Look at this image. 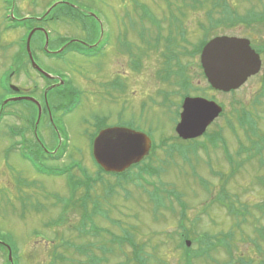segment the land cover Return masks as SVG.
Instances as JSON below:
<instances>
[{
    "label": "rangeland",
    "instance_id": "1",
    "mask_svg": "<svg viewBox=\"0 0 264 264\" xmlns=\"http://www.w3.org/2000/svg\"><path fill=\"white\" fill-rule=\"evenodd\" d=\"M3 1L7 5L11 4V0ZM62 1L93 9L100 14L102 20L98 24L99 35L107 31L113 43L124 37L123 40L128 45L129 51L139 52V56L145 62L144 69H138L140 71L135 69L134 71L130 67L128 69L130 92L136 90L139 96L136 100L130 98L132 102L127 111L128 116H123V121L133 122L141 130L152 132L158 144L161 142L160 138L175 136L174 124L177 114L167 107H162L161 110L159 106L157 107L166 85H170L169 88L175 90L172 98L177 104L181 101L183 92L180 87L182 81L179 77H174L176 74L169 73L166 77L172 80L171 83L163 80L165 73L173 69L170 68L173 63L171 52L167 54L168 60L163 55L167 45L168 51L173 50L174 53H178L180 62L188 67L186 75L192 81L190 89L192 94L219 100L224 105V116L212 125L210 131H222L230 151H226L223 140L217 143L210 142L213 147L207 138L201 137L199 139L201 142L210 145L208 152L206 149H200L198 153H191L193 151L191 149L186 155L175 153L170 157L167 152L170 151L172 140H169V145L157 149L153 157L154 162L157 158L160 160L158 163L153 162L155 167L159 166L158 174L146 175L144 181L127 182L123 187H117V190L111 194V185L116 184V179L99 171L88 138L82 135V126L79 122L84 118L85 120L92 118L88 116L89 110L84 103L85 106L78 111L79 115L74 118L73 123V127L78 123V132L75 133L78 137L80 133L79 156L83 167H87L89 173V176H84L86 179L81 182H90L91 178L99 177H103V182L92 186V195L86 196L85 187L79 188L78 196L74 199L68 194L71 189L67 193L69 186L65 185L66 177L38 175L39 172L27 166L23 158L8 152L10 139L7 132L10 121L8 118L2 120L0 122V240L3 239L13 248L16 264H124L125 262L137 264L136 257L144 258L148 264H184L183 250L179 247L182 221L184 225L192 228L193 234L196 235L209 233L224 237L229 231L235 232L231 238L225 240V245L228 246L212 251L213 260L198 259L194 264H237L241 261L246 262L250 258L259 260L264 253L257 248V243L264 250V239L256 228L264 233V216L261 215L262 210L257 208V204L264 203V180L262 181L264 166L260 165L258 158H254L245 163L235 177L226 184V190L238 208L243 204L249 206L251 214H246L248 221L231 216L225 206L212 201L213 196L215 197V194L217 196L221 191L222 183L219 176L212 174L211 171L225 172L228 175L231 170L229 163L238 164L234 156L237 159L247 160L248 152L262 150L261 157L264 159V64L258 75L250 78L234 93L209 90V83L199 67V54L193 58L183 53L191 51V44L197 43L202 36L200 23L208 19L205 15L209 7L215 18L222 17V13H218L219 10L214 3H209L208 8L196 9L190 7L195 5L190 4V0H17L16 3L21 16L27 14L40 16L48 10L49 12L53 10V14L66 13L63 5L53 6ZM227 2L228 4L231 2L237 8L239 15H246L251 10L264 13V0H227ZM223 9L221 5L222 12ZM2 13L3 2L0 0V85L4 79L2 76L8 68L9 58L18 48V42L22 37L20 35L24 33L23 29L15 33L4 30L5 20ZM76 19L64 16L61 20L48 23V31L46 29L45 33L47 42L49 40L55 42V36L61 35L58 33L68 37L85 36L86 32ZM157 22L161 23L159 27L156 25ZM94 26L96 27L95 24ZM181 29H183L182 33ZM36 33L32 40L33 47L42 45L40 44L42 33ZM212 33L246 37L254 44L263 45L264 21L254 23L252 26L232 25L231 22L225 21L223 26L217 25ZM90 37L98 39L94 34ZM170 37H175V46L173 39L167 42ZM260 53L263 54L264 61V50ZM39 58L40 55L35 54L37 62L43 64ZM83 62L78 57H69L59 66L61 69L59 67L57 69H69L72 72L93 76L90 74L96 71L91 68L90 64L93 62ZM104 63L107 66L103 67V76L111 67L110 62ZM50 66L53 69L56 65ZM29 75L36 80L41 79L33 69L29 71ZM94 77L98 78V75ZM15 78L17 81L19 78L24 80L26 78L24 71L15 74ZM145 93L153 95L156 99L155 110L160 111L155 112L150 105L146 110H137ZM0 95H3L1 86ZM95 109L106 114L111 112L113 116L108 117L113 122L117 120L115 116L117 107L98 101ZM8 110L9 108L6 109ZM145 113L146 115L143 116ZM229 120L232 121L235 131L231 130ZM251 128L256 130L255 134L249 133L248 130H252ZM259 146H263L262 149ZM241 148L243 151L237 155ZM57 164L58 167L66 165V163ZM133 171L136 173L138 169ZM203 180L206 184L202 182ZM180 202H183L186 208L187 216L184 219H182ZM126 237L133 240L137 251L125 239ZM194 248L197 246L194 245ZM59 255L63 259H59ZM1 256L0 253V264H3Z\"/></svg>",
    "mask_w": 264,
    "mask_h": 264
},
{
    "label": "flooded vegetation",
    "instance_id": "2",
    "mask_svg": "<svg viewBox=\"0 0 264 264\" xmlns=\"http://www.w3.org/2000/svg\"><path fill=\"white\" fill-rule=\"evenodd\" d=\"M16 1L11 0V4L7 5L2 0V17L5 20L4 30L8 32L15 33L18 30H26L28 27H31V29L34 27L47 29L48 23L54 20H61L66 15L76 17L80 11L86 15H91L93 18L95 16L91 13H95L98 18H101L100 14L96 13L93 9H87L68 1H62V3L67 2L63 4L67 6L66 14H53L52 10L48 14L45 11L40 16L31 14L21 16ZM5 5H7L6 9ZM82 27L86 32L85 36L68 37L62 36V33H58L61 35L55 36V42L54 40L47 42L45 32L37 31L42 33L40 38V44L42 45L35 47H33L32 40L37 33L33 35L31 40L32 53L34 59L35 54L40 55L39 59L43 61V64L38 63L36 59L35 61L44 72L38 71L34 67L27 47L26 51H23L25 32L20 35L22 37L20 42H18V48L11 54L7 65L8 68L6 67L11 71V79L7 85L9 88L7 98L10 101L3 107V109L6 106L9 108V111L5 115L10 121L7 132L10 139L9 146L7 147L8 152L19 155L24 159L23 162L27 166H30L37 172L44 169L56 171H68L72 169L73 175L71 178L73 179V184L79 183L81 167L79 156L81 149L79 145L80 133L78 137V134L76 135L75 133V131L78 132V123H76L75 127H73V123L75 122L74 118L79 115L78 111L85 106L84 103L87 105L86 109L89 110L88 114L90 115L88 116H92V118L90 120H85L84 118L79 123L82 126L83 137L87 136L90 143L102 129L107 127L120 126L140 131L144 130H141L133 122L122 120L123 116H128L127 111L132 102L130 98L136 100L139 96L136 90L130 92L128 69L129 67L133 70L144 69L145 62L139 56L140 53H131L128 45L123 40L124 37H121V40L117 41V43H113L111 36H105L107 33L104 31L102 39L99 40V36L95 40L90 37L95 34L91 30L95 29L94 24H89L88 26L82 25ZM49 34H51V31ZM69 57H78L81 62H93L90 64L91 68L96 70L94 73H90L93 76L79 74L76 71L72 72L69 69L60 70L59 66L67 61ZM104 62H110L111 66L110 69L106 70L105 76H103V67L107 65ZM52 64L56 65L53 69L50 66ZM44 67L47 69H44ZM58 67L60 69H57ZM32 69L37 71L41 79L36 80V78H31L29 71ZM19 71H24L26 77L24 80L20 78L18 81L16 80L15 74L18 75ZM168 74V72L165 73L163 80L171 83L170 81L172 80L166 79ZM97 75L98 78H95L94 76ZM169 87L170 85H166L162 91L157 107L159 106L160 110L162 107H167L171 112L174 110L177 114L174 124L175 131L182 109L181 105H178L172 98L175 95V90ZM181 89L183 90L181 94L187 93L183 88ZM188 93H190L188 95H192L191 91ZM192 96L201 95L195 94ZM22 98H29L30 100ZM155 100L153 95L145 93L137 110H146L148 105L155 110ZM98 101L100 103L106 102L118 108L115 111V116H117L115 122L108 117L113 116L111 112L106 114L95 109ZM160 110H155V112ZM145 115L146 113L143 116ZM144 132L153 135L148 130ZM71 153L73 156H71ZM57 163H66V165L58 167ZM38 175L40 174L38 173ZM65 185L69 186L67 193L70 189L72 191L70 178H67ZM71 191L68 194L75 199L76 193H71ZM0 245L7 247V243L5 242H0ZM14 264H16V260H14Z\"/></svg>",
    "mask_w": 264,
    "mask_h": 264
},
{
    "label": "water",
    "instance_id": "3",
    "mask_svg": "<svg viewBox=\"0 0 264 264\" xmlns=\"http://www.w3.org/2000/svg\"><path fill=\"white\" fill-rule=\"evenodd\" d=\"M38 29L41 28L31 31L27 48L34 66L41 70L33 59L30 47L32 35ZM201 61L211 85L226 92L242 86L250 76L260 71L262 64L260 55L251 47L249 39L230 36H219L207 43ZM222 110L215 101L187 97L176 130L184 139L201 136ZM151 145L152 141L145 133L125 127H112L102 130L95 138L93 154L106 171L123 172L147 156ZM187 244L190 246L191 242Z\"/></svg>",
    "mask_w": 264,
    "mask_h": 264
},
{
    "label": "trees",
    "instance_id": "4",
    "mask_svg": "<svg viewBox=\"0 0 264 264\" xmlns=\"http://www.w3.org/2000/svg\"><path fill=\"white\" fill-rule=\"evenodd\" d=\"M190 1H191L190 4H195V5H190V7L192 9H196L198 7H200V8L207 7L208 8L207 5L209 3L210 4L214 3L217 6V10H219L218 13H222L221 18L220 17L215 18L213 11L211 10V7L208 8L207 14L205 15V17H207L208 19L206 20V22L200 23L201 30L203 31L202 36L199 38L197 43L192 45V50L190 51V53L193 57H195L196 54H199L201 52L203 46L211 37L218 34V33H212V31L214 30V28L217 25L223 26L224 22L226 21V22H231L232 25H240L241 24V25H246V26H252L254 23L264 21V13L256 12L254 10L249 11V13H247L246 15H239V12L236 10L237 8H235L231 2H230V4H228L227 0H190ZM221 5L224 8L223 12L221 10ZM71 17H73V16H71ZM77 19H76L77 21H80L82 24L84 22V24H85V19L83 20V17L79 16V18H77ZM92 21L95 23L97 29H91V30L93 32H95L94 37L98 38V36H99L98 24L95 20L92 19ZM92 21L90 24H92ZM176 21H178L177 18H176ZM159 24H161V23L157 22L156 25L159 27ZM182 32H183V29H181V33ZM170 39H173L174 46H175L176 45L175 37L168 38L167 42ZM165 47H166V50H165V53H163V55L170 54V52H171V54H175V56H178V53H174L173 50L168 51L167 45ZM263 50H264V46L261 47L260 52ZM182 72H184V70ZM176 74L179 75L180 72L176 71ZM183 77L186 80L189 79V78L185 77L184 75H183ZM1 98H2V95H0V102L2 101ZM0 105H1V103H0ZM242 122L244 123V121H241V123ZM250 122H252L254 125V122L252 120H250ZM251 127H253V126H251ZM248 131L252 134L256 133V130L254 128L252 130H248ZM263 135H264V133H263ZM208 141L213 142V143H217L219 141H222L226 151L227 152L230 151L228 149V146L226 145V141L224 140L223 135L209 136ZM201 147H205V146H202L200 143H196L193 145L192 149L197 151ZM259 147H260V149H262L263 146H259ZM179 150L183 153L185 152L182 148ZM242 151H243V149L241 148L237 152V155H240ZM261 151L259 150V151H255V152H248V159L247 160L246 159H237L230 152L231 155L234 156V158L238 162V164L229 163L231 170H230V173L228 175L225 174V172H216V171L212 170V173L214 175L219 176L220 182L222 183V187H221L222 189L219 192V194H217L215 201L218 202L219 204H221L222 206H225L229 210V214L231 216H235V218H242L244 221H248L247 215L251 214L250 208H249V206H247L245 204H243L240 208H238L236 206L235 202L232 200V196L226 190V184L228 183V181L231 178L235 177V175L240 171V169L244 166L245 163H247L248 161H250L253 158L257 157L259 159L260 165L264 166V159L261 156H259V155H261ZM130 172L131 171H128L126 173L119 174L117 176L120 177V179H124L126 182H128V181H133L134 179H138V178L142 177L143 172L147 173L149 175L158 174V169H155V168L149 169L147 167L141 168L140 171L134 175L131 174ZM263 180H264V178L262 179V181ZM202 182L204 184H206L205 183L206 181L203 180ZM119 185L121 186V183H119ZM85 189H86V196H88L89 191H90V187H89L88 183L85 185ZM111 191L114 193L115 188L112 187ZM112 192H110V193L112 194ZM213 200L214 199H212V201ZM180 204L182 205V211H181L182 212V219H184L185 216H187L186 215V208H185L183 202H180ZM257 208H260L262 210L261 215L264 216V203L263 204H257ZM238 224H240V223H238ZM180 227L182 228V231L179 232V236H180L179 247L183 249L184 264H194V261L198 260V259L213 260L212 251L217 249L218 247L228 246V245H225V240L228 238H231L235 234V232L232 230V231L225 233L224 237H219V234L218 235H210L209 233H203V234L196 235V234H193L192 228H189L188 226L184 225L183 221L180 223ZM256 230L259 232V235L264 239L263 231L259 228H256ZM186 239H191L193 241L192 247L188 248L185 245ZM255 242L257 243V241H255ZM194 245H196L197 248H194ZM257 248L260 251H262V249L260 248L258 243H257ZM82 251H84V249H82ZM136 262H137V264H148L146 262V260L144 258H141V257H136ZM237 264H264V260H262L258 263H255V259L250 258L246 262L241 261Z\"/></svg>",
    "mask_w": 264,
    "mask_h": 264
}]
</instances>
